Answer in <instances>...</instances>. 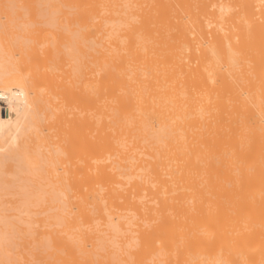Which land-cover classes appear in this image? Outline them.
<instances>
[{"label":"bare ground","instance_id":"1","mask_svg":"<svg viewBox=\"0 0 264 264\" xmlns=\"http://www.w3.org/2000/svg\"><path fill=\"white\" fill-rule=\"evenodd\" d=\"M35 225L40 264H264V0H0V264Z\"/></svg>","mask_w":264,"mask_h":264},{"label":"rangeland","instance_id":"2","mask_svg":"<svg viewBox=\"0 0 264 264\" xmlns=\"http://www.w3.org/2000/svg\"><path fill=\"white\" fill-rule=\"evenodd\" d=\"M43 7H44V6H43ZM43 7H42V8H43ZM45 7H46V6H45ZM22 16H23V8H21V7H17L16 10H15V13H14V17H15V18H17V17H18V18H21ZM47 34H48V32H47V31H44V37H45V38H47V36H45V35H47ZM64 36H65V33H61V34H60V37H61L62 40H64ZM5 169H7V167H5ZM6 197L9 198L10 196L7 195ZM94 222H95V221H94ZM19 226H21V225H19ZM22 226H24V225H22ZM35 226H36V225H35ZM35 226L32 227V228H33V231H32V230H31V231H32L33 233H32V235H29V242H28V243H29V246H31V247L34 246V249H33V251H34L33 253H34V254H30L31 251H29V254L27 253L28 255H31L32 259H34L33 256H36V255H35V252H36V251L40 253V251H39V249H38V245H39V244H38V243H39V238H38V237H41V234H40V236L37 237L38 242H35V239H36V234H35V233H36V232H34V231H36L37 229H40V230H41V228L39 227V225L36 226V227H35ZM37 227H38V228H37ZM21 228L23 229V227H21ZM21 228H20V227H17L16 229L19 230V229H21ZM24 228H25V231H26V227H25V226H24ZM34 229H36V230H34ZM17 230H16V232H17ZM40 230H39V231H40ZM20 231H22V230H19V231H18V232L21 234ZM29 231H30V230H29ZM31 231H30V233H31ZM14 232H15V230H14ZM22 233H24V229H23ZM26 233H27V232H26ZM26 233H25L24 235H26ZM30 233H29V234H30ZM40 233H42V232L40 231ZM20 234L17 235V237H18V236L20 237ZM34 234H35V237L33 236ZM37 234H39V233H37ZM48 234L51 235V234H53V233H48ZM27 235H28V234H27ZM53 235H54V236H51V237H55V234H53ZM57 235L60 236L59 233H58ZM13 236H14V235H13ZM21 236H22V235H21ZM31 236H33V237H31ZM108 236H109V235H105L106 238H107ZM14 237L16 238V234H15ZM19 237H18V239H15V242H17V241H22V243H23V239H22V238L20 239ZM105 237H104V240H105ZM26 238H27V240H28V236H26ZM12 239H13V238H12ZM24 241H25V242H24V243H25V246H22V249H23V250H22V249H19V247H18V249H19V250H22L23 253L26 255V256H25V255H24L23 253H21V251H20V253L23 254V256H24V258H23L24 262H22V260H21L22 258L20 257L19 251L16 252L17 249H15V247L19 244V242L17 243V245L15 244L16 246H14V250H16V251H15V252H16L15 255L18 256V257H17L18 259L21 258V259H19V261H18V262H20L19 264H27V260L29 261V259H30L31 264H33L34 261L36 262V264H38V263L40 264V262L42 263V261H40V258L37 259L39 262H38L36 259H34V261L31 260V258L27 259V258H28V255L25 253V252H27V250L25 249V252H24V248L26 247L27 241H26L25 239H24ZM15 242H13V243H15ZM105 243L107 244V242H105ZM35 244H36V245H35ZM21 245H22V244H21ZM27 246H28V244H27ZM23 247H24V248H23ZM31 247H30V248H31ZM30 248H29V250H30ZM32 248H33V247H32ZM35 248H36V250H35ZM27 249H28V248H27ZM104 253H105V252H104ZM13 256H14V254H13ZM21 256H22V255H21ZM38 256H39V254H38ZM39 257H40V256H39ZM105 258H106V257H105ZM41 259H43V258H41ZM43 260H44V259H43ZM37 262H38V263H37ZM43 262H44V261H43ZM28 264H29V263H28Z\"/></svg>","mask_w":264,"mask_h":264}]
</instances>
